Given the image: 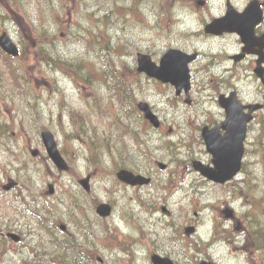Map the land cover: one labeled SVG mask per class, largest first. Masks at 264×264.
Segmentation results:
<instances>
[{"label": "rangeland", "instance_id": "rangeland-1", "mask_svg": "<svg viewBox=\"0 0 264 264\" xmlns=\"http://www.w3.org/2000/svg\"><path fill=\"white\" fill-rule=\"evenodd\" d=\"M204 2L149 0L132 10V0H0V35L6 32L20 49L16 59L0 54V224L18 225L26 234L30 253L41 240L47 254L37 255V260L43 264H61L58 244L65 238L82 250L93 246L92 256L83 252L88 256L85 264H129L122 245L137 226L150 231L149 238L142 230L134 233L144 243L145 254L174 250L175 256L188 255L179 258L184 264H198L206 256L209 240L242 229L246 237L264 244L259 241L261 232L264 236V111L258 113L247 136L243 172L238 183L233 182L239 188L228 192L230 184L224 188L193 180L195 173L189 166L193 160L201 161V121L215 103L209 105L203 97L224 93L222 81L228 76L223 70L205 75L199 68L204 63L198 62L190 99L199 103L189 106L171 86L154 83L136 71L138 53L157 62L168 49L188 42L193 32L203 29ZM219 4L211 0L214 9ZM32 24L46 28L47 35L39 39L59 61L56 65L40 60L32 45ZM106 43L110 50L102 51L105 57L100 61L92 51ZM60 61L72 65L62 67ZM105 61L112 62L110 67ZM106 70L122 77L127 106L115 81H105ZM235 72L238 80L226 83H235L243 100L264 103V84L255 77L253 65H239ZM141 102L156 111L157 128L137 111ZM195 110L201 114L193 115ZM45 131L54 137L70 165L68 171H59L48 158L41 141ZM100 137L108 143L100 142ZM88 146L100 150L109 146L111 162H95L105 156L92 155ZM34 150L37 156L32 155ZM157 162L167 169L159 170ZM118 169L139 172L152 183L141 190L124 188L115 176ZM182 174L189 177L182 180ZM87 176L89 193L78 184ZM7 184L6 193L1 187ZM49 185L54 187L52 195ZM95 198L112 206L110 217L96 215ZM226 208L233 212L232 219L224 218ZM76 221L83 227L76 228ZM162 226L178 228L179 247L169 248V241L161 240ZM191 226L198 228L196 233L184 237L181 230ZM230 242L210 251L213 261L240 264L232 250L237 244ZM263 256L257 251L252 259L264 264ZM20 261L12 253L5 258L9 264ZM66 263L77 264L71 256ZM144 264H150L146 257Z\"/></svg>", "mask_w": 264, "mask_h": 264}, {"label": "flooded vegetation", "instance_id": "flooded-vegetation-1", "mask_svg": "<svg viewBox=\"0 0 264 264\" xmlns=\"http://www.w3.org/2000/svg\"><path fill=\"white\" fill-rule=\"evenodd\" d=\"M219 2V8L214 9V6L211 5V0H206V4L205 2L203 4V12L204 15L207 16V20L204 19L202 22H200V26H202L203 29L193 32L191 34L192 36L189 37L188 42L170 49H177L186 54L194 56V59L188 64L190 74V87L187 94L184 91H181V93L179 94L175 93V96L178 99L180 97L184 98L183 100L186 105L191 106L199 103L195 100L193 101V99H190V94H192L193 84L195 80L194 71L198 62L204 63L200 64L199 68H203L202 71L205 75L210 74L212 71L215 72L216 70H223V74L228 76L222 81V85L226 87L224 93H218L217 96L214 95L203 97V99H206L207 101L209 100V105H211L214 101L215 103H213L214 106H211L212 110L206 113L203 118L204 120L201 121L203 123V126L199 131V139L200 143L202 144L201 161L198 162L196 160H193L191 163H189L191 170H193V172L195 173V175L192 176L193 180H199L206 182L207 184H212L214 186H223L225 188L226 185L237 182L238 176H236L227 184L218 185L210 182L208 179L202 176L195 169V166H198L199 163L204 166H213L212 156L209 154L205 147L206 138L203 135V130L210 131L211 136L209 137V140L214 141L217 137L223 136L226 133L227 129L232 130L233 126L236 124H238L239 126V120L227 119V112L225 108H222V105L224 107L226 103L230 102L229 104H227V106L239 103L244 106L251 105L250 107L252 108H258L252 113V120L248 124V129L255 123L258 113L264 111L263 102L243 100L235 89V83L233 84V86H229L226 83H233L238 80V74L235 72V70L239 65L242 64L253 65V73L255 77L262 83V79H260V77L257 75L256 70L258 69L259 73L264 74V0H247L244 4L241 5L235 4L234 0H219ZM230 13H232L233 16H241L242 14H244V16H241L243 18L237 23H224L222 25L221 32L210 31L208 33L204 31V26L209 24L213 19L226 17ZM197 43L200 44L196 46ZM202 45H204L207 49H204ZM198 69L196 70V72L199 73L200 71ZM151 81H153L154 83L169 85L175 92L174 87L170 84H164L156 80ZM202 90L207 91L204 89ZM227 100L229 101L227 102ZM150 109L157 117V115L155 114L156 111H154L153 108ZM248 111L249 110L247 108L244 109V113H248ZM192 114L198 115L201 114V111L195 110L192 111ZM241 114L243 115L242 111ZM195 118H197V116H195ZM166 169L167 166L165 165V167H163L161 171H165ZM187 177L189 176L185 174L181 175L182 180H186ZM148 178L149 182L140 186H129L123 183L121 184H123L124 188L127 189L141 190V188H145L151 185L152 179L150 177ZM1 189H3V186L1 187ZM98 201L99 200L95 198L94 204L96 206L98 205ZM79 224L80 223H75L74 226H76L77 228V226H80ZM11 226L7 224H0V264H9L5 262V258L10 253L16 255L21 260L18 264H43L42 261L37 260V255L45 256L47 254V252L43 249L42 241L40 240L38 242L39 248L31 250L30 253L26 251L28 245L26 234L16 228L18 225L12 224ZM197 229V227L191 226L190 230L189 228H184L181 231L184 233V237H189V235L196 233ZM140 230H142L143 233H141L147 238L150 237L149 230L143 228L142 226L134 227V233H139ZM168 231H170L169 236H167ZM84 233H86V231ZM134 233L130 234V241L127 244L122 245V249L125 250L130 257L129 264H144L145 257L150 261V264H153V256H157L160 259H166L172 264H184L182 262L183 260L181 259L188 258V255L184 253L179 256L173 255L174 250H167L165 252L155 251L149 255L145 254L146 251L144 250L146 249V247L144 243H142L139 239V236L136 237ZM160 233H163V237L161 238L162 241H169V248L171 247L170 245L179 247V232L177 227L162 226L160 228ZM231 239H234V243L237 244V246H234L232 250L238 252L240 264H256L252 257L255 256V253L257 251H261L264 253V244L258 247L257 242L252 238L246 237L242 229V231H236L235 234L223 236L219 240L216 239L217 241L209 240L208 243L205 244L206 256L199 259L198 264H202L207 261L218 264L213 261V257L212 254H210V251H212L216 247H221L222 245H224V242H227V240L230 245L232 243L230 242ZM58 247L62 258L61 264H67L66 258L70 256L76 261V263L81 264L83 258L88 259V256L83 252H89L91 253V256L94 254V251L92 250L93 246L90 247L89 250H82L80 249L78 244L72 242L67 238L63 239L58 244ZM162 247L167 248V243H163ZM255 247H257V249H255ZM198 251L201 252L200 250ZM261 260L264 261V256L261 257Z\"/></svg>", "mask_w": 264, "mask_h": 264}, {"label": "water", "instance_id": "water-1", "mask_svg": "<svg viewBox=\"0 0 264 264\" xmlns=\"http://www.w3.org/2000/svg\"><path fill=\"white\" fill-rule=\"evenodd\" d=\"M241 16H244L242 14ZM236 15L235 18L229 17V20L235 21L233 23L239 22L243 17ZM228 20V18H226ZM221 25V20H214L212 24L206 27V31H210L215 27ZM0 48L7 54L11 56L18 55V49L16 45L10 40L6 33H3L0 36ZM186 55L178 52L170 50L166 52L159 61V65H156L151 61L150 56L145 54H138L137 56V70L139 72L145 73L150 78H155L160 80L164 83L172 84L177 93L184 89L186 92L189 89V75L187 64L192 60L191 57L186 59ZM256 73L259 77L263 79L264 74L258 72ZM229 100H227L228 102ZM230 103V102H229ZM224 106L227 116L230 119H237L239 120L238 124L233 126V129L228 130L224 137L215 139L214 142H210L206 140V146L208 151L213 155V164L215 169H209L208 167L203 166H195V169L198 170L202 175L207 177L209 180L215 182H225L230 180L240 169L241 158L244 152V140L246 136V123L251 120V113L253 110L257 108L249 107L250 111L248 115L241 116V107L238 105V109L235 105ZM223 106V105H222ZM139 109L144 112V116L148 119L154 127H158V120L156 117L152 115L150 110L148 109L147 105L141 103L138 105ZM204 137L208 136L209 133L207 131H203ZM41 140L45 147L48 157L52 161V163L56 166L59 170H66L68 168L66 162L60 155L55 140L49 132H42L41 133ZM33 156L37 155V151H34ZM163 168V165H160ZM117 178L129 185H142L148 183V179L140 175H134L131 172L126 170H120L117 172ZM88 181L89 177H86L81 181L82 186L88 190ZM6 186L5 188H9ZM50 193H53V187L49 186ZM96 213L100 217H108L111 213V209L107 204H100L96 208ZM227 216H230L229 212H226ZM153 264H172L170 261L166 259H160L157 256H153L152 258ZM202 264H209V263H202Z\"/></svg>", "mask_w": 264, "mask_h": 264}, {"label": "trees", "instance_id": "trees-1", "mask_svg": "<svg viewBox=\"0 0 264 264\" xmlns=\"http://www.w3.org/2000/svg\"><path fill=\"white\" fill-rule=\"evenodd\" d=\"M56 8V7H55ZM62 8V7H61ZM32 27V30L31 32L33 33V39L35 40L32 41V45L34 46V48H36V50L38 51L37 54L38 56L40 57V60L43 62V63H47V64H51L52 66L53 65H56L57 62V59L52 57L50 55V53L46 50V46H45V43L42 42L39 37L40 36H46L47 35V32H46V28H44V26H36L34 24L31 25ZM49 36V35H48ZM51 38V37H50ZM96 45H98V41L96 42ZM103 50H106V51H109L110 50V45H108L107 43L103 45V47L97 49L95 48L92 52H94L96 55H98V59L100 61L104 60V55L102 54V51ZM91 52V51H90ZM60 64L62 65V67L68 65V64H71V63H66V62H61L60 61ZM104 64H106L108 67H110V64H112V62L110 61H105ZM72 65V64H71ZM60 67V68H62ZM78 73V72H77ZM115 71H111V70H106V77H107V80L105 81H109V80H112V81H115V89L118 91V94H119V98L122 99V101L124 102L125 100V97L128 95L127 93V89H123V79L120 75H115L114 74ZM79 74H77L75 76V79L78 77ZM122 114V113H121ZM116 117L120 120L122 119L124 116L122 114L123 117H121L119 114H115ZM103 141H106V143H108V139L105 138V137H100V142H103ZM89 148V151L90 153L93 155L96 153L97 154H102L103 156H105V158H102V159H95L94 161L98 163L100 162H103L105 159H109L111 160L113 158V152L112 150L110 149L109 146H106V150H100V149H97L93 146H88ZM97 156V155H96Z\"/></svg>", "mask_w": 264, "mask_h": 264}, {"label": "bare ground", "instance_id": "bare-ground-1", "mask_svg": "<svg viewBox=\"0 0 264 264\" xmlns=\"http://www.w3.org/2000/svg\"><path fill=\"white\" fill-rule=\"evenodd\" d=\"M236 256L238 257V252H236Z\"/></svg>", "mask_w": 264, "mask_h": 264}]
</instances>
